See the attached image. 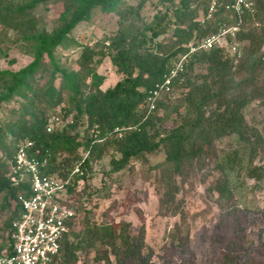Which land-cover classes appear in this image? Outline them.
<instances>
[{
  "label": "trees",
  "instance_id": "1",
  "mask_svg": "<svg viewBox=\"0 0 264 264\" xmlns=\"http://www.w3.org/2000/svg\"><path fill=\"white\" fill-rule=\"evenodd\" d=\"M49 1H59L67 14L50 32L39 30L34 12L37 5ZM219 1L222 6L230 2ZM208 2L181 0L175 6L174 0L159 1L168 5L164 12H157L153 21L138 28L134 36L119 31L107 39L108 44L102 41L99 46H89L81 44L78 37L83 27L91 26L96 11L126 19L138 14L142 4L133 7L122 0H22L15 5L0 0V29L15 34L17 41L32 48L27 53L32 60L25 67L17 71L0 68V113H6L0 120V193H5L3 209L11 210L4 224L7 230L20 214L18 197L31 195L28 181L14 185L8 175L25 141L33 142L34 151L39 152L36 157L46 162L43 175L58 180L70 178L67 202L75 212L76 202L84 205L87 201L82 200L84 192L75 196L76 185L92 179V164L109 152L113 172L123 171L130 162L146 164L148 156L163 154V161L153 167L156 179L165 187L159 206L174 215L178 214L176 195L184 175L196 168L201 170L213 144L221 139L233 137L236 145L216 163L214 169L227 178L223 183L216 182L213 191L228 198V175L237 171H243L247 179L262 180L264 165L256 161L263 153L264 138L247 122L244 111L253 101L264 102V56L258 54L264 44V0H255L253 12L240 16L220 9L212 21L202 24ZM221 26L237 27V53L229 57L219 48L194 53L184 73L173 80V92L148 113L149 91L163 81L191 45ZM75 51L80 52L74 63L78 69L67 70L56 55L68 57ZM104 58L117 75L114 84L105 89L106 75L95 67ZM196 65H202L204 73L192 81L188 70ZM45 75L48 77L43 84L32 86ZM173 113L177 119L167 127V116ZM55 118L61 121L60 126L53 125ZM30 153L34 154L33 150ZM78 161L81 174L71 176ZM87 213L81 220L77 213L72 218L70 231L64 235L52 264L80 263L81 254L87 260L90 251L94 252L90 264H149L151 256L143 255L142 235L131 237L128 223H90ZM77 223L79 230H75ZM172 240H177L180 264H185L189 259L185 252L188 240L181 237L180 226ZM4 250L11 254L8 235L7 244H0V259ZM218 263L264 264V260L226 251Z\"/></svg>",
  "mask_w": 264,
  "mask_h": 264
},
{
  "label": "rangeland",
  "instance_id": "2",
  "mask_svg": "<svg viewBox=\"0 0 264 264\" xmlns=\"http://www.w3.org/2000/svg\"><path fill=\"white\" fill-rule=\"evenodd\" d=\"M10 1L15 5L22 2ZM122 1L133 7L140 4L142 6L138 14L130 15L126 19L96 11L90 21L91 26L82 28L78 41L89 46H99L102 41L108 44L107 39L119 31L132 37L138 28L143 29L145 24L153 21L157 12H164L168 6L159 4L162 0ZM174 1L176 6L181 0ZM34 12L39 30L48 32L58 26L63 16H67L59 1L41 3ZM30 48L26 43L17 41L15 34H6L0 29V68L17 71L25 67L32 60L28 55L32 49ZM258 54L264 56V44ZM79 55L80 52L75 51L68 57L61 54L56 57L67 70L76 71L78 67L74 63ZM95 67L97 72L106 75L103 89L114 84L117 75L107 58L100 64H95ZM188 72L193 81L199 74L204 73V69L202 65H196ZM47 75L32 86L39 87L45 82ZM166 99L165 97L163 101ZM63 101L66 104L65 99ZM159 115L164 116L163 111H160ZM244 115L247 122L258 128L264 138V102L253 101L245 109ZM5 116V112L0 113V120ZM167 117V127L177 119L174 113L168 114ZM235 145L233 137L216 141L211 148V156L202 164V169L196 168L184 175L176 195L178 214L175 215L159 206L165 187L156 179L153 167L163 161V154L148 156L146 164L130 162L123 171L113 172L109 164V152L101 161L92 164L94 177L88 182L81 180L76 185L75 196L84 192L82 200H87L84 205L81 201L75 204L79 220L87 211L90 223H128L127 229L131 237L137 239L142 235L143 255L151 256L149 264L181 263L180 253L176 248L177 240H172L179 226L181 237H187L188 240L185 252L189 259L185 264H219L218 258L226 251L245 258L255 256L264 260V175L261 181H254L247 179L243 171H237L228 175L231 188L228 198H223L213 191L216 182L223 183L227 178L224 173L214 169L215 165L222 161L223 154L232 151ZM256 164L264 165V146ZM4 197L5 193H0V244L6 245L8 230L4 224L11 216V210L3 209ZM83 208H86L85 211ZM79 225L80 223L75 224V230L80 229ZM88 257L86 260L85 254H81V261L86 260V264H90L94 252L90 251ZM81 261L77 264H82Z\"/></svg>",
  "mask_w": 264,
  "mask_h": 264
},
{
  "label": "built area",
  "instance_id": "3",
  "mask_svg": "<svg viewBox=\"0 0 264 264\" xmlns=\"http://www.w3.org/2000/svg\"><path fill=\"white\" fill-rule=\"evenodd\" d=\"M254 3L255 0H230L222 6L219 0H209L207 10L200 21L202 24L212 21L220 9L225 13L232 11L238 16L244 12H253ZM236 32L235 26H221L214 33L191 45L174 68L164 75L163 81L149 91L146 100L148 113L156 109L157 102L173 92V80L184 73L191 56L197 51L219 48L229 57H233L240 45ZM67 122L71 123L70 120ZM53 125L60 126L61 121L55 118ZM52 126H49L48 131ZM115 132L119 134L120 130L115 129ZM33 147L34 143L31 141L20 145L8 174L14 185L28 181L31 195L27 198L18 197L21 204L20 214L18 219L12 221L7 233L11 254L4 250L0 264H52L59 255L61 241L64 235L69 233L70 222L76 214L74 207L67 202L70 178L58 180L43 175L41 170L46 162H41L36 157L39 152L34 151ZM32 150L34 154L30 153ZM86 156L85 154L83 158ZM80 166L81 162H76L71 176L81 174Z\"/></svg>",
  "mask_w": 264,
  "mask_h": 264
}]
</instances>
